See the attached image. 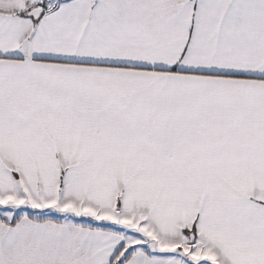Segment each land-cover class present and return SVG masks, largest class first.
I'll list each match as a JSON object with an SVG mask.
<instances>
[{
  "label": "snow or ice",
  "instance_id": "1",
  "mask_svg": "<svg viewBox=\"0 0 264 264\" xmlns=\"http://www.w3.org/2000/svg\"><path fill=\"white\" fill-rule=\"evenodd\" d=\"M0 264H264V0H0Z\"/></svg>",
  "mask_w": 264,
  "mask_h": 264
}]
</instances>
